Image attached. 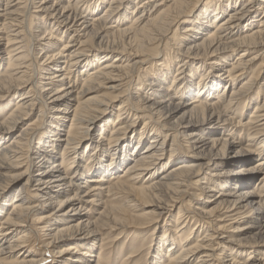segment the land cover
<instances>
[{
	"label": "bare ground",
	"instance_id": "6f19581e",
	"mask_svg": "<svg viewBox=\"0 0 264 264\" xmlns=\"http://www.w3.org/2000/svg\"><path fill=\"white\" fill-rule=\"evenodd\" d=\"M191 1L0 0V67L7 62L0 69V96L23 90L15 108L0 119V195L27 177L8 204L11 211L4 215L6 208H0V264H92L95 243L90 239L99 229L111 235L128 227L147 233L176 209L175 221L166 224L155 249V264L163 258L164 264H247L258 253L254 264H264V98L247 124L235 119L241 114L229 116L233 108L252 103L251 94L264 77V0H225L224 5L218 0L211 12L199 6L190 10ZM60 33H70L67 43L61 44ZM96 43L98 51L90 47ZM208 61L213 78L202 65ZM145 64L157 69L147 84L137 74ZM190 66L188 75L183 68ZM172 70L176 74L167 85ZM125 86L130 90L123 91ZM106 91L101 98L91 96ZM121 98L115 120H104ZM37 109L36 120L10 140ZM142 118L148 120L136 134ZM102 120L99 134L92 136ZM239 128L252 130L247 141L258 142L256 149L237 148ZM221 131L224 138H207ZM85 140L91 141L88 157L79 153ZM236 148L241 157L226 160ZM168 150L175 165L157 180ZM253 155L261 159L248 167ZM260 176V184L249 191ZM186 194L190 201L183 199ZM140 205L151 209L133 216ZM96 206L103 211L92 221ZM102 219L107 222L98 226ZM254 229L258 236L251 238ZM124 239L121 231L109 245ZM64 241L72 244L52 251ZM104 244L96 264L108 259ZM131 245L133 252L121 264H140L147 255L146 243ZM120 246L124 251L127 240Z\"/></svg>",
	"mask_w": 264,
	"mask_h": 264
},
{
	"label": "rangeland",
	"instance_id": "374dc122",
	"mask_svg": "<svg viewBox=\"0 0 264 264\" xmlns=\"http://www.w3.org/2000/svg\"><path fill=\"white\" fill-rule=\"evenodd\" d=\"M66 1V0H65ZM107 1H109V0H107ZM156 1V0H155ZM212 0H192L191 1V3L189 2V4H190V7H189V9L190 10H192L193 8H195L196 6H199L200 7V9H202V10H204V11H202V12H206V7H207V9H208V11L209 12H211L212 11V9L214 8V6H215V4L218 2V0H216L212 5H207V6H205V4H207L208 2H211ZM244 2L243 3H247L246 2V0H243ZM220 3L222 4V5H224L226 2H225V0H220ZM106 5L105 6H103V8L102 9H100V11L97 13V15L96 16H98V15H100V13L102 14V12H103V9H105L106 7H107V3H105ZM189 4H188V6H189ZM62 5H63V3H62ZM66 5V4H65ZM210 6H211V8H210ZM241 6V4H238V7H240ZM12 9H15V8H12ZM233 9H231L230 11H232ZM229 13V12H228ZM95 16V17H96ZM225 16V15H224ZM129 21H131V20H129ZM188 25V24H187ZM183 26H186V24H184V25H182L181 27H183ZM34 27V26H33ZM50 29V28H49ZM175 29V28H174ZM34 31H35V29H34ZM38 32V31H37ZM36 32V34H40L39 32L37 33ZM56 34V33H55ZM62 36V43L61 42H59V43H61V44H63L64 42L65 43H67L68 41H69V37H70V33L68 34V37L66 36V35H62V33H60V35L58 36V38H60ZM172 36V33L170 34V37ZM200 37H203V35L201 36L200 35ZM57 42V41H56ZM62 47V46H61ZM93 50H95V51H98L97 49L99 48L98 47V44L96 43V44H94V45H91L90 46ZM89 49V48H88ZM91 49V50H92ZM152 52H154V51H149V53H152ZM93 53V54H92ZM91 53V56H93V55H95L96 54V52H92ZM241 53V52H240ZM237 54H239V52L238 53H236V54H234L233 55V57L231 58V59H229V60H227V62H232V61H234V59H235V57H237ZM7 57V55L5 56L4 55V58H6ZM89 58V57H88ZM91 58H93V57H90V59ZM183 59L184 60H186V58L185 57H183ZM182 59V60H183ZM161 60H163V59H161ZM180 61L181 60H178L175 64H174V69L175 68H177V63H180ZM134 61H132V63H133ZM211 62L210 61H208V62H206V63H204V64H202L203 66H205V69L206 68H209L208 70H207V73L209 74L208 75V77H210V78H213V74H211V68H210V66H209V64H210ZM260 62H258L257 63V65L259 64ZM150 65L151 64H145V65H143L142 66V70L140 69V71H138V75L140 76V82H143V81H145L144 83L145 84H147L148 82H150V80L151 79H153V74L154 73H156V71H157V69H155V67L152 69L151 67H150ZM181 65V64H180ZM183 65V64H182ZM257 65H256V67H257ZM7 67V62H6V60H5V62H3V64H2V67H0V69H5ZM144 68V69H143ZM173 69V68H172ZM184 70H185V72L186 73H188V71H190L191 70V66L189 67V68H183ZM143 70H147V71H145V73H143ZM206 71V70H205ZM150 72V73H149ZM199 72H202V71H200V70H198V72L197 73H199ZM46 72H44V74H45ZM140 73H141V75H140ZM191 73V71L188 73V75ZM219 73V72H218ZM176 74V71L174 70H172V72H170V75L168 76V80L166 81V84L167 85H171V82H172V78H173V76ZM184 75V74H183ZM188 75H186V76H188ZM172 76V77H171ZM250 76V75H249ZM248 76V77H249ZM185 77V76H184ZM183 77V78H184ZM248 77H246V79L248 78ZM142 78V79H141ZM182 78V79H183ZM260 80L258 81L259 82V84H258V86L253 90V92H252V94H251V99H250V101L252 102L250 105L249 104H247V105H245V107H244V109L242 110L241 108V106L239 107V108H237V107H235V108H233V112L231 111L230 113H229V116H231V117H235L236 116V114L238 113V114H241V116L240 117H235V119L237 120V121H242V124H247V122L250 120V117H251V115H252V113L254 112V109H255V107L257 106V103H262V100H263V98H264V88H263V86L261 87L260 85L261 84H263L264 83V77H263V74H261L260 75ZM144 79V80H143ZM197 79H199L198 77L197 78H194L193 79V81L194 82H192V84L193 83H195L196 84V81H198ZM246 79H244L243 81H245ZM143 80V81H142ZM184 80V79H183ZM217 81V80H216ZM242 81V82H243ZM242 82H240V84L242 83ZM240 84L239 85H237V86H240ZM134 85V84H133ZM132 85V87H134V88H132L131 87V89H132V91H135V87H137V84H135L134 86ZM260 88H262L261 90H263V92H261V95H260V98L259 99H256V97H257V92L259 91V89ZM123 89V91H127V90H130V88L128 87V86H125L124 88H122ZM121 89V90H122ZM223 89H222V86H221V89L219 90V92L220 91H222ZM23 90L21 89V90H16V91H14V92H12L7 98L5 97V95H3V96H0V119H5L7 116H8V113L12 110V109H14L15 107V100H16V97H17V95H19L21 92H22ZM108 92L106 91V92H101V93H96V94H92L91 96H99L100 98L102 97V96H105V94H107ZM194 96L195 95H192V96H190V97H188V99H184V101H186V103H188V102H190V101H192V98H194ZM216 95H214V97H215ZM128 96H127V94L125 95V97L124 98H127ZM124 98H121V99H119L118 101H116L114 104H115V108H114V110H112V112L107 116V117H105V119L104 120H106V119H109V118H113L114 117V115L116 114V113H118V110H117V108L121 105V103H122V101H123V99ZM256 99V100H255ZM211 103V102H210ZM253 105V106H252ZM248 106V107H247ZM251 108H250V107ZM248 108V109H247ZM237 109V110H236ZM39 109H37L33 114H31L29 117H28V119L26 120V121H24V123H22V124H19L18 125V127L13 131V133H14V135L10 138V140H12V138H14L20 131H21V129L23 128V126L24 125H27V124H29V123H31V122H33L34 120H36V118H37V116L39 115ZM132 113L134 114V113H136L135 111H132ZM235 115V116H234ZM127 115H125L123 118H125ZM71 117V116H70ZM179 117V116H178ZM130 118V120L128 121V124H130V123H133V119H134V116H130L129 117ZM128 118V119H129ZM114 119V118H113ZM115 120V119H114ZM127 119H125V121H126ZM148 119H146V118H142V119H138L137 121H136V126H135V129H136V131L137 132H135L136 134L141 130V127L144 125V123L147 121ZM175 120V119H174ZM101 124H103V120L102 121H100L99 123H97V127H96V129H94V131L91 133V135L93 136V134L95 135V134H99L98 132H97V130H99L98 128L101 126ZM69 125H70V122H68L67 123V127L69 128ZM249 127V126H248ZM247 127V128H248ZM207 128V127H206ZM67 129V128H66ZM206 131H208V129H205ZM247 130L246 128L244 129V128H239V130L237 129V131H236V134L237 135H239L240 134V139L239 138H237V135H236V142L237 143H239L238 141H240V140H242V143H240L241 145L240 146H238L237 148L238 149H242V150H253V149H256L258 146H259V144L257 145V143H253V142H248L247 141V139H249V137L247 136V134H249L250 132H252V130H250L249 132L247 131V132H245V131ZM162 133L163 132H165V130H160ZM244 131V132H243ZM224 133H226V132H220V133H211V134H209V136H207V138L208 137H212L213 139L215 138V139H221V138H224ZM108 135H109V133H108ZM139 135V134H138ZM138 135H137V137H138ZM83 137H85V138H89L90 136H86L85 134L83 135ZM137 137H136V139H137ZM135 139V140H136ZM151 140V139H150ZM138 141V140H137ZM241 142V141H240ZM4 143V142H3ZM91 143V141H89V140H85V141H83L82 143H81V145H80V147H79V153H82V155H84V153H85V156L86 157H88V155L90 154V152H89V149H86V145L87 144H90ZM253 143V144H252ZM149 144V141H146V142H144V144L141 146V148H140V152H142V151H144L145 150V148H146V146ZM248 144H249V146H248ZM251 144V145H250ZM79 145V144H78ZM78 145H76V146H78ZM1 146H3V145H1L0 144V147ZM242 147V148H241ZM253 147V148H252ZM233 149V150H231V151H229L228 152V154L226 155V160H228V159H239L240 157H241V155L239 154V153H237L236 151H238V149ZM183 153H186V150L183 152ZM236 153H237V155H236ZM235 156V157H234ZM253 158H252V161L250 162V164H246L248 167H253V166H255L258 162H259V160L261 159V157H257V155H253L252 156ZM255 159V160H254ZM134 158L133 159H131L128 163H127V165L126 164H124L122 167H121V169H120V171H119V173L118 174H121V173H123V172H125L124 170H125V168L128 166V165H130L131 163H133L134 161ZM230 162V161H229ZM162 163H164V165L163 166H166L167 165V167H165V169H163L164 167L162 166V168H160V171H159V173H158V175L156 176V178H157V180L158 179H161L162 178V176L165 174V172H167L172 166H174L175 164H172L171 163V160H170V157H169V150H168V154H166L165 156H164V159L162 160ZM183 163V161H179L177 164L179 165V164H182ZM245 165V166H246ZM161 166V165H160ZM243 166V164H241V166L240 165H238L237 166V168H241ZM246 166V167H247ZM21 171V170H20ZM20 171H18V172H9V174H13V173H19ZM23 171V170H22ZM210 173V172H209ZM211 173H214V172H211ZM241 177V176H245V175H235V177ZM208 177H210V176H208ZM251 178H252V176H250ZM109 178H110V176H108L107 177V181H109ZM247 177H245V179H246ZM261 178V176L260 177H257L255 180H252V182H251V186L249 187V191H254L255 189L254 188H256L259 184H260V181H259V179ZM26 179H27V177H22V178H20L19 180H17V181H15V182H13L11 185H10V188L7 190V192L4 194V195H0V208H2V207H5L6 208V210H5V213H3L4 215L6 214V212L8 213V212H10L11 211V207L10 206H8V204H9V202L11 203V201L14 199V197L17 195V193H18V190H19V188L25 183V181H26ZM258 179V180H257ZM145 180V179H144ZM220 183V180H217V184H219ZM233 183H236L235 181H233V180H231L230 181V184H232L233 185ZM256 184H257V186H256ZM229 186L230 185H228L227 187L229 188ZM219 190V189H218ZM187 192H196V190L195 189H188V191ZM219 192V191H218ZM218 194V193H217ZM185 197H186V199H185ZM183 199L184 200H186V201H190V198L189 197H187V194L186 195H184L183 196ZM211 198H209V199H206V200H210ZM206 200H203V199H200V201H198V203H203V202H205ZM118 204H121V202H118ZM254 207L257 209L258 207L256 206V205H254ZM58 207H56V208H54V209H52V208H50V210L51 211H53V210H55V209H57ZM254 208V209H255ZM150 209H151V207L150 206H142V205H140L139 207H137L136 208V210L134 211V212H132L131 214L133 215V216H137V215H145V213H148L149 211H150ZM101 211H103V207H101V206H96V208H93L92 209V213H90L91 214V219H92V221H96L98 218H99V216H100V213H101ZM176 217H177V209L176 210H173L172 211V213L170 214V215H168L167 217L166 216H164L162 219H160L159 221H158V223H156L152 228H151V230L150 231H148L147 233H145L144 231L143 232H137V230H135L134 229V227H128V228H121V230H118V231H116L114 234H109L108 232H107V230H101L100 231V229H99V232H100V234H98L96 237H95V239H90V242H92V243H95V249H93L94 250V257H92L93 259H92V264H96V263H98V257H99V255H100V253H101V250H102V242L104 241L105 242V244H104V246H105V249L102 251L103 253V255H104V257H107L108 259H105V260H103L102 261V264H121L122 262H123V258L124 257H126V256H129L132 252H133V250H134V248L133 247H131L132 245V243L133 242H135V241H138V246H140L141 244L143 245V244H145L146 243V245H148V247H147V255L146 256H144V260L143 261H141L140 262V264H155L154 262H155V260H153V256H154V252H155V249L158 247V245L160 244V241H161V238H162V236L166 233V224L167 223H169L170 225H172L173 224V222L172 221H175V219H176ZM139 218V217H138ZM166 218V219H165ZM78 219V218H77ZM132 219L133 220H136L137 218H135V217H132ZM78 220H80V219H78ZM77 220V221H78ZM165 220H167V222H165ZM260 220H262V225H264V218L263 219H260ZM107 222V220L106 219H102L101 220V222L100 221H97V225L98 226H102V224L103 223H106ZM261 222H259V224H260ZM155 227H157V229H156V231L153 233V231H154V228ZM192 229V228H191ZM191 229L189 230H187V233L189 234V232H191ZM121 231H123V233L125 234V239L124 240H121L119 243H118V245L117 244H115L114 246H111V245H109L110 244V242L112 241V239H113V237L114 236H118V234L121 232ZM141 233V234H140ZM186 233V236L188 235ZM229 235V234H228ZM248 236H250L251 238L252 237H257L258 236V230H255L254 229V231H252V232H250L249 234H248ZM146 238H147V240H146ZM126 240H127V244H128V247L124 250V251H122V252H119V249H121L122 248V246H120V245H122L124 242H126ZM145 242V243H144ZM8 244V243H7ZM70 244H72V242H68V241H64V242H60V243H57V245L55 246V247H53L52 248V251L53 252H57V251H61L62 249H64L65 247H68ZM263 248H264V245H261ZM181 247L182 246H178L177 248H176V250H174V251H172L173 253H175V254H177L179 251H180V249H181ZM261 247V248H262ZM150 248L152 249L151 251H150ZM262 248V249H263ZM105 250H106V252H105ZM109 250V251H108ZM105 252V253H104ZM166 252V251H165ZM260 252H262V251H260ZM111 253V255L109 256L108 254H110ZM146 253V252H145ZM261 254L262 253H258V254H254V258L253 259H251L250 261H248V263L247 264H254L255 262L257 263L258 261H254V260H257L260 256H261ZM247 258V256L244 258V260H242V262H246L247 260H245ZM167 259L166 258H163V259H161L160 261H159V264H164L165 263V261H166ZM164 261V262H163ZM50 262V261H49ZM47 263V264H61V262L62 261H58V262H54V263Z\"/></svg>",
	"mask_w": 264,
	"mask_h": 264
}]
</instances>
